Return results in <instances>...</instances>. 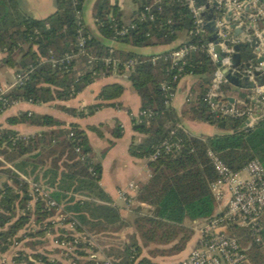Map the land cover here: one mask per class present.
Segmentation results:
<instances>
[{
	"label": "trees",
	"instance_id": "1",
	"mask_svg": "<svg viewBox=\"0 0 264 264\" xmlns=\"http://www.w3.org/2000/svg\"><path fill=\"white\" fill-rule=\"evenodd\" d=\"M130 1L134 9L129 20L123 22L115 0H94L91 5L94 31H91L82 22L86 0H55L53 13L44 19L29 16L20 0H0V53L3 55L0 67H10L15 74L24 75L21 84L6 93L7 100L35 105L67 101L100 76L126 74V80L138 98V112H151L148 119L131 118L132 131L142 138L137 143L130 142L128 155L148 159L166 138L179 145L177 149L147 161L148 178L137 185L134 196V201L152 208L151 214L134 219L132 224L137 238L144 244L159 247L171 244L167 249L149 251L150 255H164L180 251L189 239L190 230L184 226L185 221L207 220L214 214L216 202L209 186L216 176L206 157L207 150L232 170L253 159L264 170V117L252 126L240 129L245 119L235 112L251 105L249 93L234 91L228 82L217 89L215 110L209 109L204 97L216 64L206 54L205 43L214 30L208 33L203 27L196 28L191 13L181 0ZM214 14L219 11L211 9L207 17L211 19ZM262 21L264 17L259 21L260 25ZM233 24L229 22L231 27ZM128 25L131 28L126 27L125 34L117 35ZM181 34L184 39L177 43ZM78 37L83 39L81 47L77 46ZM188 45L195 46L196 50L190 52L184 62L171 66L170 52ZM154 47L165 49L148 54L138 51ZM64 56L74 57L66 64L49 61V58L57 60ZM238 56L240 64L247 63L252 58L250 48L240 47ZM106 58L117 64H105ZM127 62L131 65L125 69L123 65ZM174 75L177 78L172 80ZM186 75L195 76L196 81L185 98L181 117L213 126L216 133L211 136L191 135L184 131L180 117L169 106L170 99L161 89L164 83L173 93L177 81ZM122 91L118 83L104 85L95 98L97 103L78 112L64 107L62 110L80 117L88 116L101 106H117L114 101ZM226 98H240L242 104L234 106V113H222L220 110L225 109ZM5 121L7 126L0 127V254L7 250L31 216L33 223L48 226V219L54 212L46 210L44 199L30 194L29 186L22 178L49 190L48 198L68 217L64 224H71L75 233L109 235L127 227L119 210L111 205L98 185L100 166L91 161L86 135L76 124L61 128V122L48 115L26 112ZM19 123L48 130L21 136L11 128ZM111 135L118 138L119 129ZM111 144L108 142V146ZM230 230L237 236L243 234ZM43 231L38 228L34 235L26 236H41ZM129 237L115 253L102 249L112 264H132L138 257L140 248L134 236ZM78 247L96 252L85 241L78 243ZM80 255L84 254L81 252ZM130 256L134 260H130ZM31 257L41 264H59L56 261L49 263L40 254L34 253ZM14 260L19 263L20 258ZM263 260L264 228L259 244L249 245L245 261L239 264H260ZM136 264L150 263L142 258Z\"/></svg>",
	"mask_w": 264,
	"mask_h": 264
},
{
	"label": "crops",
	"instance_id": "2",
	"mask_svg": "<svg viewBox=\"0 0 264 264\" xmlns=\"http://www.w3.org/2000/svg\"><path fill=\"white\" fill-rule=\"evenodd\" d=\"M93 1L94 0H86L82 9L83 26L91 31H94V24L91 18V5ZM115 1L121 10V20L123 22H127L133 9L126 8L127 10H124L122 0ZM241 1L242 3L244 2L243 0ZM20 2L27 14L35 19H44L54 11L55 0H20ZM259 3L260 4L258 6L262 11L260 17L254 18V14L252 12H245L244 9H242V14H245L246 18L243 19L241 17L242 26L241 28L239 27L241 32L239 34H234L232 30L230 33V38L235 36V38H238L240 42L246 39L247 31L250 32L252 29L251 21L253 18L255 19V24L258 26L257 31H262L264 21L261 22L262 25H260L259 21L264 17V0H259ZM207 35L209 34L207 33ZM183 39L184 35L181 34L176 42L180 43L183 41ZM164 49L165 47H154L141 48L138 51L140 53L148 54L158 53ZM250 50L252 51L251 48ZM262 54L264 56V53ZM2 56L3 55L0 53V60ZM0 70H3V74H0V86H5L13 80L15 74L14 69L1 66ZM195 81L196 77L191 75H186L180 78L174 88L173 95L169 101V106L172 108L175 114L180 117V126L184 131L191 135L211 136L216 133V130L213 126L206 123L193 122L181 117V112L185 107V98ZM112 83H118L123 88L121 95L114 101L118 103L117 106H101L91 115L82 117L69 114L68 112L62 110V107H64L74 109L78 112L84 107L97 103L98 101L95 98L100 88L104 85ZM231 86L234 88V91L241 90L249 93L248 98L250 103L251 99H253L255 96H259L260 102L258 107H264V93L261 94V96L255 94L252 89L235 87L233 85ZM232 99L234 100L231 104L232 110L235 105L242 104V99ZM226 104L227 101H225V106ZM249 108H252L253 115L256 114L255 105L251 103ZM225 110L227 109L225 108ZM22 112L34 115H48L61 122V128H64L71 123L76 124L85 133L91 151V161L93 163L99 164L100 166L98 185L105 195L110 199L111 205L119 210L121 218L127 223V227L122 230L121 233H123L125 236H134L137 246H139L141 249L138 257L136 258L137 260L143 258L148 260L151 264H178L193 249L199 237V231L206 222L204 219L184 222V226L190 230V237L180 251L170 254L150 255L149 251L152 249H167L171 244L163 247L155 246L153 244H144L137 238L135 234L132 224L134 219L137 216L151 214L152 208L134 201L137 185L144 183L148 178V171L146 167L148 159L134 158L129 156L127 152L130 142L137 143L142 138V135L133 132L131 129V118L135 117L138 112V98L130 87L129 82L126 80L125 73L122 75L112 74L107 77L100 76L78 94H76L73 98L64 102L54 101L38 105L28 102H18L17 104L8 107L6 110L0 113V127L7 126L5 121L7 118L15 117ZM11 128L21 136H29L39 131L48 130L47 128L35 127L23 123L11 126ZM116 129H119L120 136L114 139L111 135V132ZM108 142H112V144L108 146ZM129 184L133 186L132 189L128 188ZM121 192H124V195L129 197L130 201L128 203H125L118 198V195ZM215 202L216 206L213 215H216L223 210L225 198L217 201L215 200ZM94 246L96 252H92V254L95 258H108L105 257L103 251L100 250L97 245Z\"/></svg>",
	"mask_w": 264,
	"mask_h": 264
},
{
	"label": "built area",
	"instance_id": "3",
	"mask_svg": "<svg viewBox=\"0 0 264 264\" xmlns=\"http://www.w3.org/2000/svg\"><path fill=\"white\" fill-rule=\"evenodd\" d=\"M249 7H255L254 18L260 17L262 11L259 8V0H243ZM182 4L186 6L192 15L193 23L196 28L202 27L205 23L211 9L219 11V14H214L209 20L213 22V35L215 36V42L205 43V52L209 59L216 64V68L213 72L212 80L207 90L204 101L208 105L210 110H215L216 104L214 98L217 94V89L220 85L227 83L224 78L223 71L226 70L230 74H233L235 70L231 67L230 59L233 55V46L240 42L238 38H230V33L234 28H241V14H242V1L241 0H181ZM147 10V8L145 9ZM230 13V21L234 24L231 27L228 22L225 21L226 13ZM206 14V16H205ZM143 16H140L142 19ZM252 19V29L247 31L246 37L250 35L259 37L260 32L254 28L255 19ZM131 28L130 25L124 26L117 32V35L121 36L126 33L127 28ZM83 44V39L78 37V47ZM196 50L195 46H182L176 50H173L168 55L171 66H175L179 61H185L190 52ZM74 56H64L60 59L49 58L51 63H68ZM152 59L151 61H153ZM105 64L116 65L117 62L111 61L108 58L104 59ZM131 65V62H127L124 66L125 69ZM178 71L180 69H177ZM258 70V67L256 68ZM245 73L249 71L244 70ZM24 75L14 74L13 80L5 85L0 86V113L6 110L8 107L17 104V101L7 100L6 93L14 86L21 84ZM177 75L172 77L175 80ZM161 89L166 92L169 99H171L173 93L170 92L169 86L162 83ZM257 95L264 93L263 86L255 87L252 89ZM262 96V95H261ZM222 113H234L232 109H221ZM238 116H243L244 119L250 121V126L257 120L253 115L252 108L246 107L243 111L235 112ZM151 117L149 110L137 112L135 118L148 119ZM140 122V120H137ZM172 134V132H170ZM179 147L177 142H173L169 138L164 139L155 148L153 153L149 156L148 160H154L160 153H168L171 149H177ZM75 152H78L75 149ZM206 157L215 173V180L210 184V191L214 200H221L225 198L223 210L206 220L205 224L199 231V237L193 249L183 258L178 264H239L245 261L246 251L251 244H259L260 233L264 228V170L260 163L256 160L248 161L244 166L237 170H232L227 167L219 157L206 151ZM24 182L29 186L30 194L35 197L44 199V207L46 210H54L61 212V208L51 199L48 198V189L44 186L32 183L28 179L22 178ZM2 181L0 175V183ZM129 189H132L131 184L128 185ZM118 198L123 202L128 203L129 197L124 195V192L119 193ZM70 228H73L69 224ZM230 229L235 231H242V235H234ZM238 234V233H237ZM84 239V237L82 236ZM243 238L246 241L243 243ZM93 256V255H91ZM95 258V257H94ZM130 260L133 256L129 257ZM95 260V264H112L109 258H103L102 260ZM134 260V259H133ZM100 261V262H98ZM135 261V260H134ZM133 261V263H134ZM132 263V264H133Z\"/></svg>",
	"mask_w": 264,
	"mask_h": 264
},
{
	"label": "rangeland",
	"instance_id": "4",
	"mask_svg": "<svg viewBox=\"0 0 264 264\" xmlns=\"http://www.w3.org/2000/svg\"><path fill=\"white\" fill-rule=\"evenodd\" d=\"M122 5L124 10H127L126 8L134 9L130 0H122ZM0 74H3V70H0ZM67 219L68 217L62 214V212L54 211L48 219V226L45 224L39 226L33 223V216H31L29 223L17 233L15 238H18V240L13 238L7 250L0 254V264H26L27 262L41 264L39 260H34L31 257V254L34 253L45 256L49 263L56 261L59 264H95L94 259L97 258L91 256L93 255L92 250L90 248L81 249L78 247V243L83 244L85 241L92 248L95 247L94 245H97L100 250H112L115 253L119 250L121 243L125 239H130L128 235L125 236L121 232L109 235L99 234L97 236H92L89 233H75L69 227V223L64 224V221ZM38 228L44 229L41 236H26L27 234L34 235V232ZM81 252L84 255H80ZM17 258H20L19 263L14 260ZM137 261L135 259L133 264H136ZM260 264H264V260Z\"/></svg>",
	"mask_w": 264,
	"mask_h": 264
},
{
	"label": "water",
	"instance_id": "5",
	"mask_svg": "<svg viewBox=\"0 0 264 264\" xmlns=\"http://www.w3.org/2000/svg\"><path fill=\"white\" fill-rule=\"evenodd\" d=\"M242 9H244L245 12H252V13L256 12L255 7L249 8V6L245 2L242 3ZM241 17L243 19L246 18L245 14H241ZM209 19L210 17L205 18L206 21L202 25V27L208 33H211L213 31V27H212L213 22ZM224 19L226 22L228 23L230 22L229 12L226 13ZM254 28L258 29L257 24L254 25ZM240 32L241 30L239 28L233 29L234 34H239ZM231 38L234 39L235 36H232ZM207 41L215 42V36L211 34V36L207 38ZM240 47H248L252 49L251 51L252 58L250 61H248L245 64H240L239 62L238 50ZM233 51L234 53L231 56L230 63H231V67L235 68V73L230 74L226 70L223 71L224 78L227 80V82L235 87H242L245 89H253L255 87H260V86L264 87V64H263L264 56L262 54L264 53V26L262 27V31L260 32L258 38L253 35H250L248 38L235 44L233 46ZM257 67L258 70H256ZM244 70L249 71V73H245ZM259 100H260L259 96H255L253 99H251V103L255 105L256 108V114H254L256 119L264 117V107L263 108L258 107V104L260 102ZM226 101L227 104L225 108L229 110L232 108L231 104L233 103L234 100L232 98H226ZM250 124H251L250 121L246 119L240 124L239 128L246 129L249 127Z\"/></svg>",
	"mask_w": 264,
	"mask_h": 264
}]
</instances>
